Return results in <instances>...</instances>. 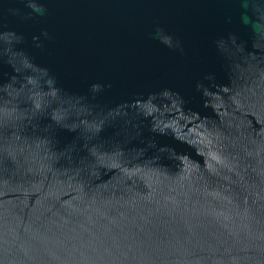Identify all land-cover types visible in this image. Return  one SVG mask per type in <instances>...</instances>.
Listing matches in <instances>:
<instances>
[{"label": "water", "instance_id": "obj_1", "mask_svg": "<svg viewBox=\"0 0 264 264\" xmlns=\"http://www.w3.org/2000/svg\"><path fill=\"white\" fill-rule=\"evenodd\" d=\"M0 264H264V0H0Z\"/></svg>", "mask_w": 264, "mask_h": 264}]
</instances>
